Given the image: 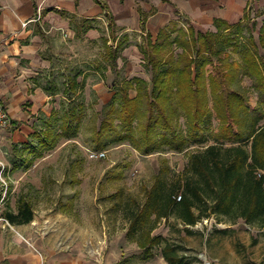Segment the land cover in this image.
I'll use <instances>...</instances> for the list:
<instances>
[{"label":"rangeland","instance_id":"rangeland-1","mask_svg":"<svg viewBox=\"0 0 264 264\" xmlns=\"http://www.w3.org/2000/svg\"><path fill=\"white\" fill-rule=\"evenodd\" d=\"M96 1L107 11L101 19H72L71 28L68 24L37 30L55 64L54 79L43 82L52 95L38 117L33 114V120H28L35 130H29L28 143L17 149L4 109L8 122L0 134V230H17L4 213L17 212L20 203L27 201L33 204V221L20 229L26 230L40 257L42 250L68 249L72 259H80L77 264H168L158 247L152 250L153 258L142 260L136 236L129 234L128 213L145 203L156 183L189 174L191 156L215 141L207 135V140L192 139L178 150L171 136L145 139L144 132H153L155 110L143 88L147 90V84L157 79L162 87V59L170 53L181 61L180 69L186 68L187 58L194 61V73L207 55L204 51L201 58L198 55L201 34L217 33L215 18L232 25L221 34L238 38L239 45L252 49L247 40L252 37L258 60L264 61V46L259 42L264 0ZM177 39L193 46L185 49ZM140 51L149 58L145 60ZM238 77L242 81L230 86L250 90L257 99L252 78L244 71ZM129 84L139 85V90L130 92L137 100L136 120L130 125L120 112L123 89ZM178 125L187 137L182 117ZM161 131L160 127L154 130L155 134ZM49 137L54 146L41 150ZM33 146L39 149L37 155L27 152ZM97 153L105 155L97 158ZM187 228L171 216L157 222L152 234L178 245L179 253L194 264H200V259L210 264H264V228L241 219L226 222L215 215Z\"/></svg>","mask_w":264,"mask_h":264},{"label":"trees","instance_id":"trees-1","mask_svg":"<svg viewBox=\"0 0 264 264\" xmlns=\"http://www.w3.org/2000/svg\"><path fill=\"white\" fill-rule=\"evenodd\" d=\"M213 26L216 34L209 31L201 34L203 42L202 48L197 50L198 55L201 58L203 51L207 55H203L194 73V61L187 58L186 68L180 69L181 61L170 53L167 59H162V87H159L161 79H157L147 84V90L143 88L146 95L152 97L150 107L155 110L151 123L153 132H144L145 139L171 136L178 150L192 139L207 140V135L215 141L191 156L189 174L174 182L156 183L147 192L145 203L129 211V234L136 236L135 242L144 253L143 261L153 258L152 250L158 247L168 264H194L179 253L178 245L152 234L157 222L171 216L180 220L187 231L188 226L212 215L226 222L235 223L241 219L264 228V61L258 60L252 37L247 39L250 49L247 45H239L238 38L221 34L232 26L228 21L215 18ZM191 32L193 34L194 30ZM259 42L264 46V22ZM179 44L185 49L193 46L185 41ZM140 52L145 60L149 58L147 52ZM151 63L158 66L155 61ZM242 71L252 78L251 87L258 92L257 99L250 90L230 86L242 81L238 77ZM134 90H139V85L129 84L123 89L120 112L128 125L136 120L137 100L130 97ZM180 117L186 124L187 137L177 130ZM159 127L162 133L155 134L154 130ZM47 142L41 150L54 146L50 137ZM38 150L33 146V150L27 149V152L37 155ZM4 218L11 225L28 224L33 219V206L23 201L17 212L8 210Z\"/></svg>","mask_w":264,"mask_h":264},{"label":"crops","instance_id":"crops-1","mask_svg":"<svg viewBox=\"0 0 264 264\" xmlns=\"http://www.w3.org/2000/svg\"><path fill=\"white\" fill-rule=\"evenodd\" d=\"M110 12L113 16L111 9ZM102 14L107 11L96 0H0V103L11 119L16 149L28 143L27 134L32 129L28 120H33V114L39 115L40 107L47 106L52 95L43 82L46 78L54 79L55 64L46 54L44 48L48 46L40 40L37 30L39 27L65 28L68 24L71 28L72 19L98 20ZM13 226L17 230L6 227L0 230V264H77L80 261L72 259L68 249L42 250L40 257L26 230L20 229V225ZM81 255L79 252L77 257Z\"/></svg>","mask_w":264,"mask_h":264},{"label":"built area","instance_id":"built-area-1","mask_svg":"<svg viewBox=\"0 0 264 264\" xmlns=\"http://www.w3.org/2000/svg\"><path fill=\"white\" fill-rule=\"evenodd\" d=\"M7 122H8L7 113L0 103V134L6 128ZM104 155H105L104 153H97V155H95V157L101 158V157H104ZM200 264H210V262H208L207 259H204V260L200 259Z\"/></svg>","mask_w":264,"mask_h":264}]
</instances>
